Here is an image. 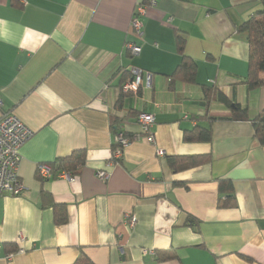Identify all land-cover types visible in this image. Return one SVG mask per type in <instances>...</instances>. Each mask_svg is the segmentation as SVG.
<instances>
[{
    "label": "crops",
    "instance_id": "1",
    "mask_svg": "<svg viewBox=\"0 0 264 264\" xmlns=\"http://www.w3.org/2000/svg\"><path fill=\"white\" fill-rule=\"evenodd\" d=\"M150 2L0 0V117L12 112L35 132L20 149L24 191L0 198V264H73L83 255L95 264H264V145L252 122L217 120L211 142L184 137L208 124L196 118L206 111L203 86L264 109V85L244 83L249 43L238 31L264 0ZM142 4L138 36L132 19ZM178 34L197 64L196 84L171 77L182 60ZM139 70V92L121 96ZM146 112L155 115L156 143L143 137L113 160V123L134 135ZM209 114L232 115L218 102ZM76 149L87 151L79 175L37 176L39 165ZM198 154L211 162L176 173L168 164V156ZM225 181L233 206L221 205ZM44 191L67 207V223L55 224Z\"/></svg>",
    "mask_w": 264,
    "mask_h": 264
},
{
    "label": "trees",
    "instance_id": "2",
    "mask_svg": "<svg viewBox=\"0 0 264 264\" xmlns=\"http://www.w3.org/2000/svg\"><path fill=\"white\" fill-rule=\"evenodd\" d=\"M238 31L247 36L249 43V69L244 83L249 89H255L264 85V79L260 76L261 64L264 60V2L263 8L249 17L244 22ZM178 47L182 53V60L175 73L171 75L173 78L176 76L187 84L197 83V64L185 54V38L177 35ZM124 84V83H123ZM121 85V88L123 86ZM140 90V89H139ZM124 92H122L121 96ZM203 104L206 106L204 115L196 117L199 122L206 121L207 125L197 124L192 129L185 130V140L194 142H211L213 139L212 124L217 120H232V121H251L254 127L255 138L261 145H264V109L261 112L254 113L247 106L243 107L239 102L230 99L223 91L215 86H203ZM213 102H218L228 107L232 113L230 117H211L210 105ZM116 122H118L116 120ZM115 133L121 129V124L113 123ZM128 136H133L126 132ZM168 164L173 172H179L193 167H197L203 164L210 163L212 157L210 154H198V155H179L168 156ZM87 161V151L85 149H76L72 153L66 156L58 157L49 165L52 176L50 178L60 177L63 173H68L72 176L80 174L85 163ZM37 176L45 182L48 178H44L37 171ZM233 184L231 181H225L220 185V193H227L222 207L233 206V203L229 201L232 199ZM47 202H51L54 208V221L57 225H62L68 221V211L64 204H59L54 201L52 196L48 192L44 191ZM73 264H95L88 256L83 255Z\"/></svg>",
    "mask_w": 264,
    "mask_h": 264
},
{
    "label": "built area",
    "instance_id": "3",
    "mask_svg": "<svg viewBox=\"0 0 264 264\" xmlns=\"http://www.w3.org/2000/svg\"><path fill=\"white\" fill-rule=\"evenodd\" d=\"M150 5H157L156 0H151ZM147 6V4L139 6L132 19V28L138 36L143 35V23L140 17L146 11ZM127 47L135 55L139 54L141 51V47L133 43H128ZM147 77V83L150 84L151 74H148ZM142 84L143 74L139 70L134 72L133 80L125 82L121 89L124 93H138ZM136 119L141 127L140 133L128 136L126 131L121 128L115 134L113 160H120L124 154V150L132 142L141 140L143 137L150 143H156L155 134L153 132L155 115L147 112L141 113ZM34 133V130L28 127L12 112L6 113L0 117V198L6 194L20 195L24 191V186L19 176L20 149L33 137ZM158 154L163 156L165 152L159 149ZM38 171L44 178H50L52 176L50 167L46 163L39 165ZM63 174H61V176ZM96 175L103 181H107L109 178V174L106 170H98ZM126 221L132 227L136 224V218L131 213L127 214ZM24 239V236L20 234V240ZM1 249L2 246L0 245V251ZM16 251L23 252L20 248ZM14 254V252L7 253L5 259L11 260Z\"/></svg>",
    "mask_w": 264,
    "mask_h": 264
}]
</instances>
